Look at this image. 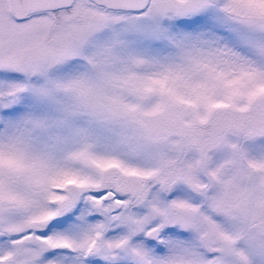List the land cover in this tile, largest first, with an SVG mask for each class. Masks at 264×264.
<instances>
[{"label": "snow or ice", "instance_id": "obj_1", "mask_svg": "<svg viewBox=\"0 0 264 264\" xmlns=\"http://www.w3.org/2000/svg\"><path fill=\"white\" fill-rule=\"evenodd\" d=\"M0 264H264V0H0Z\"/></svg>", "mask_w": 264, "mask_h": 264}]
</instances>
